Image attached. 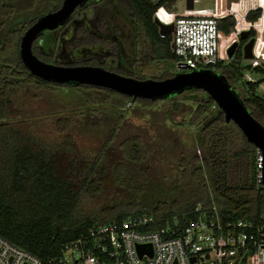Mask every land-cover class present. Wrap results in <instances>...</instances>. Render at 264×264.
<instances>
[{
  "label": "trees",
  "instance_id": "1",
  "mask_svg": "<svg viewBox=\"0 0 264 264\" xmlns=\"http://www.w3.org/2000/svg\"><path fill=\"white\" fill-rule=\"evenodd\" d=\"M62 1L0 0V235L46 259L59 256L64 244L93 226L142 213L154 216V228L171 224L176 218L180 225H185L198 217V206L207 215L215 207L225 221H264V189L255 185L257 148L233 121H226L224 113L203 90L187 89L198 94L185 99L174 95L133 100L109 88L49 82L31 73L20 55L22 36L41 16L57 10ZM167 1L176 2L128 0L138 26L137 38L144 40V50L170 65L178 60L171 48V30L157 18L161 12L156 16ZM262 13L260 8L251 10L246 19L254 22ZM235 26L233 16L219 20L225 34H230ZM255 35L251 29L246 38H240L230 62L218 61L210 69L229 83L252 116L264 125V94L257 92L264 82V64L252 67L243 58L244 44ZM97 42L89 40L86 45ZM33 51L41 60L53 62L51 54L36 48ZM169 70L156 79L173 76ZM247 70L263 76L262 79H244ZM31 87L82 91L89 110L84 114L108 118L102 146L93 153L85 152L71 132L74 119L68 116L56 121V130L62 134L60 139L36 134L31 122L24 119V109L15 97L16 92ZM98 94L107 96L105 102L114 114L120 106L135 102L151 107L172 101L173 115L181 111L183 100L190 104L182 121L199 128V140L197 150L181 160L176 182L157 176L153 141L121 134L124 113L115 116L102 110Z\"/></svg>",
  "mask_w": 264,
  "mask_h": 264
},
{
  "label": "built area",
  "instance_id": "2",
  "mask_svg": "<svg viewBox=\"0 0 264 264\" xmlns=\"http://www.w3.org/2000/svg\"><path fill=\"white\" fill-rule=\"evenodd\" d=\"M218 2L215 12L186 11L174 18L173 23L170 17L163 15L161 19L162 15L159 17L157 12L159 20L172 24L171 48L178 57L175 66L181 72L209 69L218 61L233 59L235 54L229 56L233 34L241 37L242 32L247 30L249 33L251 29L256 35L244 44L243 58L252 67L261 65L264 59V8L256 21L239 26L236 19L234 29L237 33L233 29L230 34H225L219 27V20L234 16V13L229 11L232 7L228 8V5L223 8V0ZM262 18L263 25L259 29L258 22ZM251 40L254 41L251 58H245L244 47ZM245 78L255 82L250 73H246ZM255 185L264 189V152L260 148L255 154ZM195 212L198 217L188 220L185 225H180L176 218L171 224L154 228L157 223L154 216L142 213L123 221L93 226L64 244L59 256L46 259L0 235V264H264V221H225L215 207L210 215L200 206ZM139 245H151L152 252L145 247L140 254Z\"/></svg>",
  "mask_w": 264,
  "mask_h": 264
},
{
  "label": "rangeland",
  "instance_id": "3",
  "mask_svg": "<svg viewBox=\"0 0 264 264\" xmlns=\"http://www.w3.org/2000/svg\"><path fill=\"white\" fill-rule=\"evenodd\" d=\"M121 1L124 0H105L103 3L98 4L95 9L89 8L85 11L82 10L83 12L76 15L73 24L70 25L71 27L69 26L70 28L66 32L64 31L60 34L58 50L51 54L53 59L52 64L56 62V65H58L63 62L74 61L81 57V59L91 62L90 64L100 66V61H102V57L108 52V49L107 47L101 48V52L104 54H98V49L99 47H104L105 42H97L100 43L99 45L86 44L89 43L88 38L94 36V34H90L91 32L110 33V36L113 34L117 36L120 33L118 30L119 27L124 29L125 26H121L120 24V17L112 14V9L116 7L117 4L120 6ZM218 1L219 0H192V7L190 8L188 7V0H176L174 3L167 1L164 6L160 8L159 12L162 13V16L159 17L161 19L163 15L170 17L172 19L171 23H173L174 18L186 11L199 14L215 12L219 3ZM222 3L223 8L229 4L228 0H223ZM231 5L233 8L229 11L234 13L235 19L239 20L243 18V26H246L248 23L244 17L247 12L257 8H264V0H237L233 1ZM223 8L222 10H225ZM85 22L89 24L88 28H92V31L90 30L88 34H86L87 32L83 34L82 30L80 32L77 31L78 24L80 23L83 28ZM258 25L260 29V26L263 25V19L259 21ZM109 26H111L110 28L113 29V32H109ZM167 28L172 31V24H168ZM238 30H241V28ZM236 31L237 30L234 29L235 33H237ZM53 34L54 33L50 36H53ZM232 37H234L232 44H239L241 37L238 36V34H233ZM121 39L124 40L126 46L134 51L132 48L134 45L133 29L127 30ZM46 40V38L41 37L40 44L44 46ZM52 41L53 39L50 40V42ZM74 45H76V47H81V49L91 46V49L89 48L91 51L88 50L83 53L82 50L79 51L77 48L71 51ZM107 46L112 51V47L108 44ZM49 50L51 52L52 48H49ZM255 51H257V48H255ZM230 61L231 59L223 60L225 63ZM261 64H264V59H262ZM168 70L173 75L181 72L175 64L169 65L167 61L159 60L154 54L144 50V64L141 69L136 70V72L138 78L143 77V80H161L156 79V77L166 73ZM246 73H250V71L247 70L245 71V74ZM250 74L254 80H260L263 77L261 75H256L252 71ZM244 79H246L245 75ZM257 92L264 94V84L260 85ZM196 94L198 93L184 91L181 94H177V96L181 99H185L190 95ZM199 95L201 97L203 96L201 93ZM15 97L24 109V119L31 122L33 131L41 137H45L46 139H60L62 134L58 133L56 130V121L60 117L68 116L74 119L71 132L76 136L78 143L85 152L93 153L102 146L103 141L106 139L108 118H104L103 116L93 117L89 116V114L86 116L84 114L87 110V106L83 100L84 94L82 91L70 90L65 87H59L56 90L50 91L46 89L38 90L31 87L28 91L20 90L16 92ZM106 98L107 96L104 94L99 95V100L102 101V110L112 113L115 116L121 114V112L124 113L125 119L121 124V134L124 136L138 135L148 141L152 140L153 146L155 147L153 163L156 168L157 176L167 182H176L180 173L181 160L187 155H192L194 151L197 150L199 140V128L196 126H189L187 122L182 121V117L186 114V109L190 104L187 103L186 100H183L181 111L173 115L170 107L172 101L165 100L155 103L151 107L145 106L143 102H135V104L128 103L123 107L120 106V109L117 108L116 110L117 114H114L111 107L105 102ZM113 101L116 100L113 99ZM191 102H193V100Z\"/></svg>",
  "mask_w": 264,
  "mask_h": 264
},
{
  "label": "water",
  "instance_id": "4",
  "mask_svg": "<svg viewBox=\"0 0 264 264\" xmlns=\"http://www.w3.org/2000/svg\"><path fill=\"white\" fill-rule=\"evenodd\" d=\"M88 0H64L62 6L41 16L22 36L20 55L25 66L31 73L45 81L69 83L72 85H94L112 89L118 93L128 95L136 100L165 99L183 93L187 89H199L207 93L224 113L227 122L233 121L245 134L248 141L264 152V125L256 120L229 83L212 69L199 71H183L161 80L126 77L99 66L78 65L69 66L52 64L41 60L33 51V44L45 30L66 24L74 11L85 5ZM233 1L228 0L229 5ZM188 7H192V0H188ZM248 32H243L241 38H246ZM254 41L244 47L245 58H251ZM238 43L229 49V56L233 57ZM186 70L187 67H184ZM151 245L138 246L140 254Z\"/></svg>",
  "mask_w": 264,
  "mask_h": 264
},
{
  "label": "flooded vegetation",
  "instance_id": "5",
  "mask_svg": "<svg viewBox=\"0 0 264 264\" xmlns=\"http://www.w3.org/2000/svg\"><path fill=\"white\" fill-rule=\"evenodd\" d=\"M63 1H62V4H63ZM104 1L105 0H88L85 3V5L78 7L74 11L71 19L66 24H61L56 28L45 30L43 32V34L38 39L35 40V42L33 44V48H36L38 51H40L42 53L49 54V55L52 53H55L58 50V46L60 44V42H58L60 40V34L63 33L64 31L66 32L71 27L70 25L73 24L75 16L78 15L79 13L85 11L86 9H89V8L95 9V7L98 4H101ZM62 4H61V6H62ZM83 9H85V10H83ZM112 14L114 16L120 17L121 26H123V25L125 26L124 29H121L119 27L118 30L120 33L117 36H116V34H113L112 36H110L109 35L110 33L105 34L102 32L101 33L100 32L99 33L98 32H93V33L91 32L90 33V30L92 28H88L89 24L86 22H85V25L83 26V28L79 23L77 26V31L80 32L82 30L83 34H85V32H87L86 34H88V33L94 34L93 37L91 36L88 38L89 40L97 39L98 42L99 41H101V43L105 42L106 46L104 45V47H99L98 54L102 53L101 48L107 47L108 52H106L105 54L102 53L104 55L102 57V61H100L101 65L99 67H103L107 70H110L112 72L118 73V74L126 76V77H134V78L143 80L141 78H138L136 70H140L142 65L144 64V40L143 39L139 40L137 38L138 26L136 25V22L134 20L135 18H134V15H133V12H132V9H131V6H130L128 0L121 1L120 6L117 4V6L112 9ZM110 27L111 26H109V28ZM130 29H133V33H134V39H133L134 45L132 47L134 49V51H132L130 47L126 46L124 43V40L121 39V37H123L124 33ZM77 31H75V32H77ZM109 32H113V29L110 28ZM52 33H54L53 36H50ZM41 37H44L47 39L44 43L45 44L44 46H42L40 44V42L42 41V40L40 41ZM52 39H53V41L50 42V40H52ZM112 40H115V41H112ZM54 44H56V46H55L56 48L53 47ZM95 44L99 45L100 43H95ZM107 44L112 47V51L109 49ZM45 46H47V47H45ZM50 46L53 47L51 52L49 50ZM76 48L79 51L82 50V52L84 53V52H87L88 50H90L91 46L89 47L90 49L86 48V47L84 49H81V47H76V45H74L72 47L71 51L73 49H76ZM94 61H96V60H94ZM84 62H88V61L81 59V57H80L74 61H67V62H63L61 64L69 65V66H71V65L72 66H78V65L98 66V65H93V64H84ZM133 74L135 76H132Z\"/></svg>",
  "mask_w": 264,
  "mask_h": 264
},
{
  "label": "crops",
  "instance_id": "6",
  "mask_svg": "<svg viewBox=\"0 0 264 264\" xmlns=\"http://www.w3.org/2000/svg\"><path fill=\"white\" fill-rule=\"evenodd\" d=\"M232 5H233V4H232ZM232 5H229V4H228V8H231ZM232 8H233V7H232ZM233 17H234V16H233ZM222 18H224V17H222ZM222 18H221V19H222ZM244 19L246 20L247 23H250V22L246 19V16L244 17ZM238 22H239V26H240V25H243V18H242V19L240 18V19L238 20ZM236 24H237V21H236ZM244 32H248V31L245 30ZM242 33H243V32H242ZM237 42H238V41H237ZM234 44H235V43H234ZM234 44H232L231 47H232ZM238 45H239V44H238ZM236 50H237V48H236ZM250 73H251V72H250ZM256 75H257V74H256ZM258 76H259V75H258ZM257 80H259V79H256L255 81H257ZM262 84H264V82H263Z\"/></svg>",
  "mask_w": 264,
  "mask_h": 264
}]
</instances>
